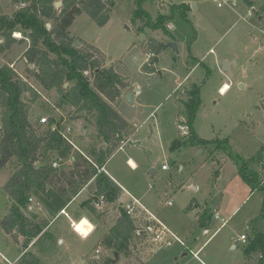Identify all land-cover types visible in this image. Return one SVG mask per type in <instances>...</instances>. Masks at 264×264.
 <instances>
[{
    "label": "rangeland",
    "instance_id": "obj_1",
    "mask_svg": "<svg viewBox=\"0 0 264 264\" xmlns=\"http://www.w3.org/2000/svg\"><path fill=\"white\" fill-rule=\"evenodd\" d=\"M234 1L235 10L245 16L249 5L243 0ZM103 2L109 10L103 27L82 13L69 31L72 39L78 41V45L82 43L84 49L90 45L99 49L101 66L113 68L129 86L116 107L128 122L126 143L109 158L106 170L183 244L172 240L168 247H156L144 240L130 248L129 257L118 254L115 259L111 249L98 243L100 237L111 230L118 210L130 197L124 194L122 202L108 208L103 205L102 210L96 209L95 216L87 210L89 192H85L86 195L81 192L70 207L72 211L76 208L73 220L87 216L89 221L82 219L91 222L93 233L81 239L64 217H57L51 225L52 231L43 236L41 250L36 253L40 264H103L107 258L113 260L112 264H244L242 250L253 231H264V180L263 189L250 194V185L241 178L229 155L240 162L264 148V13L260 10L264 0H251L258 11L248 22L238 20L227 6L218 8L212 0ZM180 6L186 7L182 17ZM18 8L12 0H0V16H10ZM138 9L152 21L173 12L165 24L171 36L145 27L149 20L145 17L133 22L132 15ZM12 37L20 40L23 35L16 31ZM151 40L163 46L157 55L147 49ZM0 41L2 44L3 40ZM170 42L176 45L177 52L167 47ZM29 43L23 40L22 44H14L0 54V67L8 65L37 93L35 98L29 91L24 96L31 124L36 125L45 117L60 128L71 126L68 139L78 151L72 147L67 159L62 161H58L60 157L55 153L50 156L51 162L58 161L57 169L68 171L73 166L66 164L68 160L74 162L77 154H86L90 147L99 149L102 142L93 124L74 112L62 98L63 92L44 90L28 73L29 64L22 55ZM154 56L158 58L156 64L151 63ZM225 62L231 63L227 71L222 70ZM144 65L153 72L145 71ZM193 84L200 87V107L193 130L201 139L215 142L204 147L180 144L172 148L174 141L185 140L183 137L189 133L186 127V135H183L178 125L185 122L183 103ZM222 84L228 86L224 93L219 92ZM71 85L66 83L65 89ZM135 89L139 94L132 96L130 104L125 94ZM224 139L228 140L229 147L219 144V140ZM128 157L136 162V167L131 168L126 163ZM163 165L167 169L162 170ZM10 169L0 173V219L8 206L3 186ZM239 183L247 189V194L242 193ZM51 203L56 208L63 201L58 199V204L53 200ZM227 204L229 207L237 204L238 209L231 217L223 213ZM217 209L226 221L222 227L221 220L214 218ZM202 216L208 217L206 225L200 224ZM48 220L50 215L40 221L45 225ZM57 228L70 232L72 243L58 245ZM241 234L248 237L245 244L238 241ZM232 245L235 248H231ZM69 247H77L79 251H66ZM29 250L34 252L32 247ZM19 252V247L4 240L0 231V264H17ZM195 252L199 260L193 258ZM255 261L247 259L245 264H255Z\"/></svg>",
    "mask_w": 264,
    "mask_h": 264
},
{
    "label": "trees",
    "instance_id": "obj_2",
    "mask_svg": "<svg viewBox=\"0 0 264 264\" xmlns=\"http://www.w3.org/2000/svg\"><path fill=\"white\" fill-rule=\"evenodd\" d=\"M243 1L246 5H252L251 0ZM56 2H60L58 9ZM12 3L19 5V8L10 16H0V40H3L0 54L27 39L29 47L22 57L29 64L28 73L44 90L63 92L62 98L74 112L93 124L97 137L103 143L99 149L90 147L85 156L77 154L68 171L52 168L51 154L67 159L72 146L52 130L54 121L50 120L45 125L38 121L33 125L28 121L24 96L29 91L35 98L37 93L19 79L8 65L0 67V172L11 168L3 186L8 206L0 219V230L4 238L20 247L21 256L17 264H40L36 253L41 250L46 224L29 210V199L33 192L48 198L47 191L51 189L70 202L82 189L87 188L90 194L87 200L90 207L87 210L95 216L94 201L98 196H103L105 203H113L119 198L120 187L98 169L106 164L126 138L128 122L116 107L129 86L126 79L113 68L101 66L99 49L92 45L84 49L82 43L78 45V41L70 36L69 28L82 13L87 14L99 27L106 24L109 10L105 8L103 0H12ZM180 7L182 17L186 7ZM260 10L263 14L264 4ZM172 14L160 15L152 21L148 14L138 9L133 13L132 21L145 17L149 19L145 27L162 30L165 35L171 36L165 24ZM49 22L51 24L47 28ZM16 31L22 33V39L12 37ZM162 48L157 41L151 40L147 44L152 55H157ZM143 69L153 72L145 65ZM66 83L72 84L71 88L65 89ZM199 93L200 87L196 84L186 92L187 100L183 103L186 119L181 124L187 127L189 133L183 137L185 140L174 141L172 148L180 144L204 147L215 142L201 139L193 130V121L200 107ZM219 141V144L229 147L228 140ZM229 156L252 191L263 189L264 148L248 160L238 157L241 163L231 154ZM118 211L113 227L103 234L98 244L111 249L114 257L121 254L127 258L130 248L143 241V237L135 235L134 220L122 208ZM207 220L208 217L202 216L200 224H206ZM243 254L245 261L254 259L255 264H264V231H253ZM112 263L110 258L103 261V264Z\"/></svg>",
    "mask_w": 264,
    "mask_h": 264
},
{
    "label": "built area",
    "instance_id": "obj_3",
    "mask_svg": "<svg viewBox=\"0 0 264 264\" xmlns=\"http://www.w3.org/2000/svg\"><path fill=\"white\" fill-rule=\"evenodd\" d=\"M216 6L218 8H223L224 6H227L228 8H230L236 15L238 20L244 21V22H248L250 19H253L256 16V13L258 11V9L254 6V5H250L247 8V12L246 15H241L239 14L235 9L237 8V4L234 0H232L230 3H228L227 0H212ZM23 6V5H22ZM168 28H170V26L168 25ZM139 94V90L135 89L133 92V95L136 96ZM48 118L43 117L42 119H39V123L42 125L48 124ZM52 130L57 131L59 133V135L66 139L68 141V143L75 149L76 146L73 144V142L71 140L68 139L69 134L72 133V128L71 126H64V128H60L56 122H54L52 124ZM78 151V150H77ZM82 155H84L82 152H80ZM85 156V155H84ZM63 159L58 158V161H62ZM58 161H52L51 162V167L54 169L59 168V164ZM162 170L167 169V167L165 165H163L161 167ZM98 172H104V167H101L100 169H98ZM32 199H29V203H32ZM105 204L104 198L103 196H98L95 201H94V207L97 210H102L103 209V205ZM169 204V203H168ZM122 209L124 210V212L126 213V215H128L129 217H131L134 220V224H135V235L137 237H143V241L147 240L150 243H152L153 245H155L156 247L159 246H165L168 247L172 244V240H175L176 242L183 244L178 238L175 237V235H173L169 229L163 225L158 219H156L150 212H148L140 203L138 200L134 199V198H130V201L124 203L122 205ZM29 210L32 211V207H29ZM61 213H64V211H62ZM66 215V214H65ZM67 216V215H66ZM214 218L216 220H221V225L225 224V220H223L222 218H220L219 214L216 212L214 213ZM74 223L72 222L71 226L74 232L75 231V227H74ZM138 224V225H136ZM77 233V232H76ZM79 234V233H77ZM90 234V233H89ZM88 234V235H89ZM81 237V234H79ZM87 235V236H88ZM86 236V237H87ZM239 242H241L242 244H245L247 241V236L246 234H242L240 235ZM96 253H98L99 251L96 250ZM193 257L196 258V254H193Z\"/></svg>",
    "mask_w": 264,
    "mask_h": 264
},
{
    "label": "crops",
    "instance_id": "obj_4",
    "mask_svg": "<svg viewBox=\"0 0 264 264\" xmlns=\"http://www.w3.org/2000/svg\"><path fill=\"white\" fill-rule=\"evenodd\" d=\"M189 63V61H187V64ZM187 81H189V80H187ZM186 81V82H187ZM223 85V84H222ZM226 85V84H225ZM227 86V85H226ZM228 87V86H227ZM124 96H122V98H123ZM121 102V101H120ZM118 107V106H117ZM118 111V110H117ZM179 127H180V130L183 132L182 134L183 135H186V127L183 125V124H179L178 125ZM185 129V130H184ZM128 135V134H127ZM127 138V137H126ZM129 139V138H128ZM128 141V140H127ZM126 142H123V144L122 145H124ZM121 145V146H122ZM101 146H103V143L101 144ZM100 146V147H101ZM121 146L118 148V149H120L121 148ZM77 149V148H76ZM78 150V149H77ZM80 152V151H79ZM116 152V151H115ZM114 152V153H115ZM113 153V154H114ZM113 156V155H112ZM111 156V157H112ZM110 157V158H111ZM109 160V159H108ZM107 160V161H108ZM107 163V162H106ZM126 163L127 164H129L130 166H131V168H134V167H136V162L131 158V157H128L127 159H126ZM66 164L67 165H69V166H72V164H73V162L71 161V160H68L67 162H66ZM106 165V164H105ZM103 166L104 167V173L112 180V181H114L119 187H120V189L122 190L121 191V194H120V196H119V198L117 199V201H115V202H113V203H105L104 204V206H106V208H108V207H111V206H114V204L115 203H117V202H122V196L125 194L126 196H128V197H132L128 192H127V190H126V188L124 187V186H122V185H120L119 184V182H117L116 181V179H114L108 172H107V170H106V166ZM220 167V166H219ZM1 173V172H0ZM263 184V183H262ZM239 188L240 189H242V193L243 194H247L248 193V191H247V189L243 186V185H241L240 183H239ZM81 192H87L88 193V190H87V188H84V189H82L70 202H66L65 200H64V198H62V197H60L58 194H56L53 190H51V189H48V191H47V195H48V198H45V197H43V196H41L40 194H38L37 192H33L32 193V195H31V199L33 200L32 201V203L30 204V206L29 207H32V211L33 212H35L38 216H39V218H40V220H43V218L44 217H47V216H49L50 215V220H48L47 221V223H46V225H45V227H44V234L45 233H48L49 231H52V229H51V225H52V223H53V221L57 218V217H60V216H62V217H64V219L65 220H67V222L69 223V226L71 227V229H72V226H71V224H72V222H77V221H79L80 219H82V218H86L85 216H78V217H80L78 220H73V219H75V211H76V208L72 211V209L70 208L72 205H73V203H74V201L75 200H77L78 199V195L81 193ZM254 191H252V190H250L249 191V193L250 194H252ZM85 195H86V193H85ZM40 197V199H37V198H39ZM133 198V197H132ZM54 199H56V200H54ZM58 199L59 200H62L63 201V203L61 204V203H57L58 202ZM53 200V203L54 204H58L57 205V209L54 207V206H52L51 204V201ZM64 201H65V204H64ZM128 202V201H127ZM239 202V201H238ZM237 205V204H236ZM236 205H230V207H229V205L227 204V205H225L224 206V208H223V210H224V214H225V216L226 217H231V216H233L234 215V213L236 212V210L238 209L237 208V206ZM238 205H241V203H239ZM146 209V208H145ZM147 210V209H146ZM62 211H64V213H61ZM148 211V210H147ZM218 211H220V210H216V211H214L215 213L217 212L218 214H219V216H220V213L218 212ZM149 212V211H148ZM86 213V212H85ZM67 216H66V215ZM87 214V213H86ZM117 218V217H116ZM220 218H223V217H221L220 216ZM87 219V218H86ZM224 219V218H223ZM88 220V219H87ZM116 220V219H115ZM89 221V220H88ZM219 221V220H218ZM91 223V222H90ZM163 224V223H162ZM204 225H206V224H204ZM221 227H222V225H220ZM1 231V230H0ZM72 231H73V229H72ZM93 231H94V227H93V230L90 232V234L88 235V236H90L92 233H93ZM74 232V231H73ZM2 233V232H1ZM75 234H77L76 232H74ZM56 234H57V236H59L58 237V239H57V244L58 245H60V246H62V245H64V244H67V245H69L70 243H72V240L70 239V232H68V231H66V230H64L63 228H57V231H56ZM3 235V234H2ZM77 235H79V234H77ZM242 235V234H241ZM87 236V237H88ZM247 236V235H246ZM79 237L81 238V239H86L87 237H81L80 235H79ZM3 238H4V236H3ZM101 238V237H100ZM248 238V237H247ZM4 240H7V241H10V240H8V239H6V238H4ZM100 240V239H99ZM11 242V241H10ZM19 247V246H18ZM72 247H69V249L67 248L66 249V251H70V252H73V250L74 251H79L78 249H77V247H73L72 249H71ZM231 248H235V245H232L231 246ZM19 249H20V247H19ZM244 249V248H243ZM200 250V249H199ZM243 251V250H242ZM195 254H196V258L195 259H198L199 260V258H198V252H195ZM21 256V249H20V252H19V255H18V257H17V260L16 261H18V259H19V257ZM194 258V257H193ZM243 261H244V264H245V258H244V254H243ZM200 263H202V261H200ZM9 264H14V263H9Z\"/></svg>",
    "mask_w": 264,
    "mask_h": 264
},
{
    "label": "water",
    "instance_id": "obj_5",
    "mask_svg": "<svg viewBox=\"0 0 264 264\" xmlns=\"http://www.w3.org/2000/svg\"><path fill=\"white\" fill-rule=\"evenodd\" d=\"M59 6H60V2H56L55 3L56 9H58ZM47 28H49V25H47ZM167 47H171L174 51L177 52V47H176V45L174 43H172V42L168 43ZM151 63L152 64L158 63V58L156 56H154L153 59H152V61H151ZM230 66H231V63L225 62L223 64L222 70L223 71H227V70H229ZM132 96H133V93H130V92H128V93L125 94V99L130 104L133 103ZM83 131H84V133H86V126L83 127ZM117 257H118V255L115 254V259H117Z\"/></svg>",
    "mask_w": 264,
    "mask_h": 264
},
{
    "label": "clouds",
    "instance_id": "obj_6",
    "mask_svg": "<svg viewBox=\"0 0 264 264\" xmlns=\"http://www.w3.org/2000/svg\"><path fill=\"white\" fill-rule=\"evenodd\" d=\"M93 227L86 219H81L79 224L75 225V231L86 237L93 230Z\"/></svg>",
    "mask_w": 264,
    "mask_h": 264
},
{
    "label": "bare ground",
    "instance_id": "obj_7",
    "mask_svg": "<svg viewBox=\"0 0 264 264\" xmlns=\"http://www.w3.org/2000/svg\"><path fill=\"white\" fill-rule=\"evenodd\" d=\"M227 86L225 85V84H223L221 87H220V89H219V92L220 93H224L226 90H227Z\"/></svg>",
    "mask_w": 264,
    "mask_h": 264
},
{
    "label": "flooded vegetation",
    "instance_id": "obj_8",
    "mask_svg": "<svg viewBox=\"0 0 264 264\" xmlns=\"http://www.w3.org/2000/svg\"><path fill=\"white\" fill-rule=\"evenodd\" d=\"M50 26V25H49Z\"/></svg>",
    "mask_w": 264,
    "mask_h": 264
}]
</instances>
